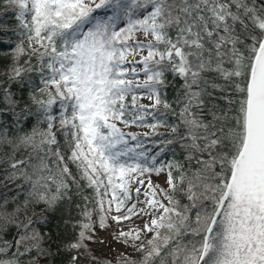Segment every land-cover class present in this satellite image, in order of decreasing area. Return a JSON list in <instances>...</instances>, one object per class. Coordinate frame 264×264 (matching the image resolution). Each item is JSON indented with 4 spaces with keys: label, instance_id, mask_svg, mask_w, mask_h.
Here are the masks:
<instances>
[{
    "label": "trees",
    "instance_id": "1",
    "mask_svg": "<svg viewBox=\"0 0 264 264\" xmlns=\"http://www.w3.org/2000/svg\"><path fill=\"white\" fill-rule=\"evenodd\" d=\"M21 1L0 0V264H196L243 145L264 0H108L101 6L119 15L137 13L138 5L157 7L160 58L147 68L155 106L140 120L138 127L149 132L138 140L148 167H170L175 182L143 253L117 260L92 245L93 186L67 169V161L76 167V138L65 124L52 130L62 108L44 83V58L24 43ZM86 17L46 46L62 51Z\"/></svg>",
    "mask_w": 264,
    "mask_h": 264
},
{
    "label": "rangeland",
    "instance_id": "2",
    "mask_svg": "<svg viewBox=\"0 0 264 264\" xmlns=\"http://www.w3.org/2000/svg\"><path fill=\"white\" fill-rule=\"evenodd\" d=\"M107 1L22 0L20 19L24 43L44 58V83L62 108L52 130L65 124L76 138V167L67 161V169L93 186L92 245L117 260L143 253L165 218L175 182L170 167H148L138 140L149 132L138 127L140 120L155 106L147 68L160 58L157 7L138 5L137 13L119 15L101 11ZM85 15L88 23L68 35L62 51L46 46Z\"/></svg>",
    "mask_w": 264,
    "mask_h": 264
},
{
    "label": "water",
    "instance_id": "3",
    "mask_svg": "<svg viewBox=\"0 0 264 264\" xmlns=\"http://www.w3.org/2000/svg\"><path fill=\"white\" fill-rule=\"evenodd\" d=\"M196 264H264V37L247 85L243 145Z\"/></svg>",
    "mask_w": 264,
    "mask_h": 264
}]
</instances>
